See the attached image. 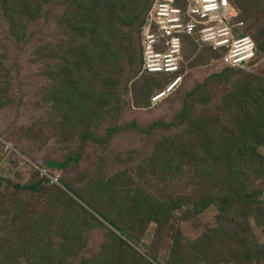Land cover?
Listing matches in <instances>:
<instances>
[{
  "label": "rangeland",
  "instance_id": "374dc122",
  "mask_svg": "<svg viewBox=\"0 0 264 264\" xmlns=\"http://www.w3.org/2000/svg\"><path fill=\"white\" fill-rule=\"evenodd\" d=\"M151 1L18 0L12 9L0 0L3 264H34L28 245L69 247L62 226L76 228L66 215H76L83 249L61 264L101 251L119 234L116 225L155 264H264V158L247 155L254 147L228 148L236 119H245L234 95L255 80L264 108V0H238L242 13L233 21L243 19L239 29L255 40L254 61L222 68L220 55L191 39L183 84L156 104L151 98L168 79L141 73ZM192 137L203 145L196 152ZM257 150L264 156V131ZM125 192L140 204L107 212ZM142 205L159 224L137 218Z\"/></svg>",
  "mask_w": 264,
  "mask_h": 264
},
{
  "label": "built area",
  "instance_id": "2783aa9c",
  "mask_svg": "<svg viewBox=\"0 0 264 264\" xmlns=\"http://www.w3.org/2000/svg\"><path fill=\"white\" fill-rule=\"evenodd\" d=\"M242 13L232 0H153L142 23L141 73L166 77L154 103L174 93L184 82L182 70L188 40L195 39L220 57L222 67H245L257 58V44L233 23ZM188 41V42H187Z\"/></svg>",
  "mask_w": 264,
  "mask_h": 264
},
{
  "label": "trees",
  "instance_id": "16d2710c",
  "mask_svg": "<svg viewBox=\"0 0 264 264\" xmlns=\"http://www.w3.org/2000/svg\"><path fill=\"white\" fill-rule=\"evenodd\" d=\"M16 1L18 0H2V3L6 7H10L13 9V6ZM22 1L31 2L34 4L38 2V0H22ZM236 1L238 2V0H235L234 2ZM238 3L239 5L238 4L237 5L239 7L240 6L242 7V4H240V2ZM243 10L245 14H247L246 9L244 8ZM141 30H142V25H141ZM206 86H208V84H204V82L200 83L197 86V88H195V91L200 92V90L204 89V87ZM243 90L244 91H240L234 95L235 105L233 108L237 110V113H242V115L245 118L244 120H246L249 126H244L242 124V121L244 120L236 119L235 129L232 131L228 141V143L232 144L233 147H228V148L232 150L233 148H239V146L254 147V149L251 152L247 153V155L250 157L258 156L260 158H264V156L260 154L257 150V138L259 137L260 133L264 131V108L262 109L260 107V101L258 100L259 88L256 86V81L251 80V82H248L247 84V90L246 89ZM246 96H248L247 100H245ZM252 99L254 103L252 104V106L249 107L247 103ZM260 121H261V125H260ZM248 131L250 132V134L247 135L246 133ZM189 133L192 134L191 131H189ZM249 135H250V141L248 137ZM202 146H203L202 143L201 144L195 143V139L194 137H192V141L190 142L189 147H194L196 152V147H202ZM181 147H182L181 148L182 151L184 147L182 145ZM239 157L240 156H235L233 158H230L227 161L228 166L232 167L235 164V162L239 159ZM74 194L80 198H83L82 193H80V191L78 193L75 192ZM130 194L131 192H125L123 196L113 198L107 208V212L110 213L111 211H116L117 208L118 210L122 209L125 206L124 203L126 202H128L133 207L139 205L140 204L139 201L134 200ZM178 203H180L179 200H177L176 202H171L170 204H166L163 208V214H166L167 212H171ZM82 210L85 216L86 223H90L89 217L94 218V216L91 213L87 212V210L83 208ZM159 210H162V207L159 208L158 211ZM134 213L136 214L137 218L140 219L141 222L151 223L152 221H156V223L158 224L160 222V219L156 216L155 210L153 209L149 210L146 205H142L140 208H136L134 210ZM61 219L62 221L66 220L69 225H74V229L76 228L73 234L66 231V227L62 226V228H64V234L66 236H71L69 241V247H67V245H63L62 242L58 244L49 243L48 245L45 246H39L35 244L28 245V247L26 248L27 252L25 254L29 255L30 257L33 256L34 264H61L59 262L60 259L65 260L69 258V256H71L70 254L74 253L75 256L82 251L83 247L79 250L78 242H83V231L77 228L76 215H66L64 217H61ZM116 227L119 231V234L116 233L110 234L108 236V239L103 243L101 251H99L95 255L83 256L80 261L81 264H155L149 258L139 253V251L135 249L127 239H125L126 237H128V234L122 227L117 225ZM83 245H85V243L82 244V246ZM179 248H180L179 246L175 247V249H179ZM0 264H3L1 260H0Z\"/></svg>",
  "mask_w": 264,
  "mask_h": 264
},
{
  "label": "clouds",
  "instance_id": "9594fccd",
  "mask_svg": "<svg viewBox=\"0 0 264 264\" xmlns=\"http://www.w3.org/2000/svg\"><path fill=\"white\" fill-rule=\"evenodd\" d=\"M141 49H142V47H141ZM222 68H226V67H222ZM145 75V74H144ZM179 89V88H178ZM173 94V93H172ZM170 96V95H169ZM151 101H152V98H151ZM161 101V100H160ZM159 102V101H158ZM158 102H156V103H158ZM152 103L153 104H156V103H154L153 101H152Z\"/></svg>",
  "mask_w": 264,
  "mask_h": 264
},
{
  "label": "crops",
  "instance_id": "0c3cea01",
  "mask_svg": "<svg viewBox=\"0 0 264 264\" xmlns=\"http://www.w3.org/2000/svg\"><path fill=\"white\" fill-rule=\"evenodd\" d=\"M188 41L190 42V40H188ZM188 41H187V42H188ZM189 42H188V44H189ZM186 47H187V46H186Z\"/></svg>",
  "mask_w": 264,
  "mask_h": 264
}]
</instances>
